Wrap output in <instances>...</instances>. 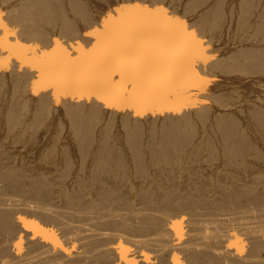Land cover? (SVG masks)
<instances>
[{
    "label": "bare ground",
    "instance_id": "bare-ground-1",
    "mask_svg": "<svg viewBox=\"0 0 264 264\" xmlns=\"http://www.w3.org/2000/svg\"><path fill=\"white\" fill-rule=\"evenodd\" d=\"M0 264H264V0H0Z\"/></svg>",
    "mask_w": 264,
    "mask_h": 264
},
{
    "label": "rangeland",
    "instance_id": "rangeland-1",
    "mask_svg": "<svg viewBox=\"0 0 264 264\" xmlns=\"http://www.w3.org/2000/svg\"><path fill=\"white\" fill-rule=\"evenodd\" d=\"M134 18H135V16H132L131 17L132 20H130V19H127V16H124V17L120 18V20L116 21L115 22V24H116L115 25V27H116L115 31H111V32L108 33L109 37L111 38V40L122 41L124 39V35L125 34H130L131 33V28L135 24V19ZM137 23L140 24V22H137ZM21 54H23V53H21ZM49 56L50 55H47V56L42 55V57L44 58V61ZM54 60H55V63L53 65V67H55V65H58V64L60 65L61 64L59 58L55 59V57H54ZM179 85H180V83L177 86H179Z\"/></svg>",
    "mask_w": 264,
    "mask_h": 264
}]
</instances>
